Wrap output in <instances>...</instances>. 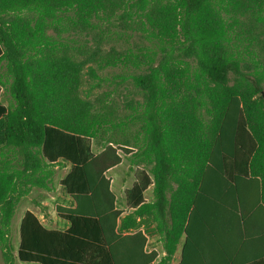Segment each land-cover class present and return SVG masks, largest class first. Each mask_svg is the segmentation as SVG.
Wrapping results in <instances>:
<instances>
[{
    "label": "trees",
    "instance_id": "obj_1",
    "mask_svg": "<svg viewBox=\"0 0 264 264\" xmlns=\"http://www.w3.org/2000/svg\"><path fill=\"white\" fill-rule=\"evenodd\" d=\"M2 89L6 264H172L183 239L178 264H209L225 214L264 207V0H0ZM124 156L144 167L130 213L108 176ZM66 166L68 227L28 210L14 254L18 204Z\"/></svg>",
    "mask_w": 264,
    "mask_h": 264
},
{
    "label": "rangeland",
    "instance_id": "obj_2",
    "mask_svg": "<svg viewBox=\"0 0 264 264\" xmlns=\"http://www.w3.org/2000/svg\"><path fill=\"white\" fill-rule=\"evenodd\" d=\"M113 85L104 84L101 88H97L95 93H99L106 89H112ZM120 93L130 95V90H132V86L129 83L122 84L120 86ZM122 95V96H123ZM119 97L120 95H116ZM120 96V99L124 98ZM0 98L3 102H7L4 96V89L0 91ZM137 98H140L138 96ZM92 149L94 152L100 150V144L98 142H92ZM144 168L143 166H131L128 157L124 156V159L121 164L112 168L108 172V176L111 177L112 180V188L117 194V205L120 208L125 210V213H130L133 209L129 205L126 199V190L131 188L134 182L136 181L137 174L139 171ZM70 170V166H66L57 171L56 176L53 180V183L50 186L49 190L42 188H34L31 193L21 200L19 203L12 223V241L13 245L16 249L19 244V226L20 221L26 210L34 211L43 223L52 228L63 229L65 227V221L60 219L56 212V205L66 204L70 205L71 200L64 186L61 183V180L68 174ZM146 200H152V186L145 191ZM148 249H157L159 253L163 254V245L162 240L158 235L150 236L148 242ZM0 264H6V260L0 248ZM15 264H32V263H24L15 259Z\"/></svg>",
    "mask_w": 264,
    "mask_h": 264
},
{
    "label": "crops",
    "instance_id": "obj_3",
    "mask_svg": "<svg viewBox=\"0 0 264 264\" xmlns=\"http://www.w3.org/2000/svg\"><path fill=\"white\" fill-rule=\"evenodd\" d=\"M25 197H23L22 199H24ZM32 212L35 213L34 211ZM225 216L228 226L230 227V225H233L234 227H231V229H229L228 231L224 230L222 234V241H223L222 243L213 244L211 242V244L210 243L207 244L208 250H211L209 257L207 258L209 264H264V258H263L264 257V207L261 204H258L255 207L243 208L242 210H239L238 208L234 210L230 209L225 214ZM67 227H68V223L66 222L65 227L63 229ZM48 228H52V227H48ZM153 235H158L160 237V235L156 233L150 234L148 236V242L150 236ZM183 244H184V239L178 246L172 264H178L181 261ZM147 247H148V243L146 246L147 251H151L155 249V248L148 249ZM164 254L165 251L163 248V254L161 255L159 253V256H163Z\"/></svg>",
    "mask_w": 264,
    "mask_h": 264
}]
</instances>
